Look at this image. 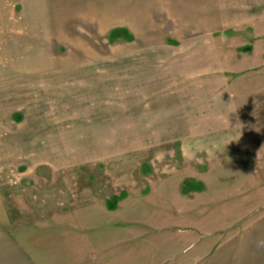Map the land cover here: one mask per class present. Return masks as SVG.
<instances>
[{"label": "rangeland", "instance_id": "obj_1", "mask_svg": "<svg viewBox=\"0 0 264 264\" xmlns=\"http://www.w3.org/2000/svg\"><path fill=\"white\" fill-rule=\"evenodd\" d=\"M0 220L46 264H264V0H0Z\"/></svg>", "mask_w": 264, "mask_h": 264}, {"label": "crops", "instance_id": "obj_2", "mask_svg": "<svg viewBox=\"0 0 264 264\" xmlns=\"http://www.w3.org/2000/svg\"><path fill=\"white\" fill-rule=\"evenodd\" d=\"M127 10V8H126ZM128 13V10L126 11ZM246 134V133H245ZM0 223H4L0 220ZM254 231L257 232L256 240L258 241L257 243L260 242L259 246L262 247L264 245V224H255L254 225ZM26 230L29 232V234L26 231H22L20 233L14 231V233H5L2 229H0V241L3 242V246L5 250L3 253L0 254V264H35L34 262L36 261L37 264H46L47 262L52 263V259L46 261H42V259H39L37 257H33L31 252L34 248H39L42 249V246L44 245L41 241L40 238L43 236V232L40 233L41 236L36 235L32 236V232H30L29 229L26 228ZM84 230V228H83ZM258 230V231H257ZM29 235V236H28ZM89 237V236H88ZM87 237V238H88ZM51 238L47 237L46 241H50ZM37 243L35 244V242ZM69 243L65 244L64 249L70 250V254L68 253V257L70 259V262H78L77 260L81 257V245L79 243H75L74 241L69 240ZM56 243L51 245V254L52 256L49 257H54V253H57V251L54 248ZM20 248L25 249V253L20 252ZM78 249V250H77ZM78 251V253H77ZM36 252V250H35ZM33 252V253H35ZM72 253L74 255H72ZM56 256V255H55ZM80 256V257H79ZM32 258L33 263H31L28 259ZM46 257V256H45ZM67 257V258H68ZM37 258V259H36ZM47 258V257H46ZM77 260H76V259Z\"/></svg>", "mask_w": 264, "mask_h": 264}, {"label": "trees", "instance_id": "obj_3", "mask_svg": "<svg viewBox=\"0 0 264 264\" xmlns=\"http://www.w3.org/2000/svg\"><path fill=\"white\" fill-rule=\"evenodd\" d=\"M243 51H245V49H242ZM185 184H188V183H185Z\"/></svg>", "mask_w": 264, "mask_h": 264}]
</instances>
